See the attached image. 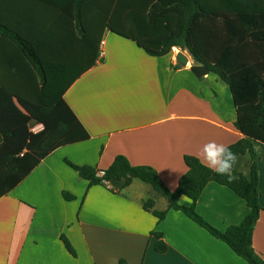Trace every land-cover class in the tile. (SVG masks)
<instances>
[{
    "label": "crops",
    "instance_id": "1",
    "mask_svg": "<svg viewBox=\"0 0 264 264\" xmlns=\"http://www.w3.org/2000/svg\"><path fill=\"white\" fill-rule=\"evenodd\" d=\"M58 7L52 0H0V53L16 46L8 26L23 27L22 35H30L43 51L69 50L70 44L59 40ZM30 14L33 21L26 26ZM100 51L95 66L63 96L90 138L52 152L0 199V264H119L121 260L127 264H248L183 212L171 209L160 220L146 211L143 203L150 198L159 211L168 206L150 185L135 179L125 188L122 182H111L112 190L90 186L65 163L68 159L105 170L116 156L124 155L132 165L154 168L167 188L175 191L187 171L185 155L199 158L200 148L211 140L229 146L243 138L235 126L229 86L212 73L197 77L188 51L174 47L168 55L153 57L110 30L103 35ZM179 51L189 59L186 66L177 62ZM8 64L0 55L2 78ZM43 128L38 124L31 131L36 134ZM255 147L264 207V145L255 143ZM249 166L248 157L239 156L234 175L247 176ZM64 192L73 198L66 199ZM182 197L180 205L192 204ZM196 211L225 232L239 225L250 209L232 189L211 181L197 200ZM154 233L168 239L166 252H157ZM62 235L71 242L75 256L66 249ZM252 244L264 260V211Z\"/></svg>",
    "mask_w": 264,
    "mask_h": 264
},
{
    "label": "trees",
    "instance_id": "2",
    "mask_svg": "<svg viewBox=\"0 0 264 264\" xmlns=\"http://www.w3.org/2000/svg\"><path fill=\"white\" fill-rule=\"evenodd\" d=\"M52 1L59 6L60 43L67 41L69 50L43 51L30 35H22L23 27H6V31L14 33L11 39L16 46L0 53L9 63L7 75L0 76V199L52 152L90 138L63 96L95 66L103 35L110 30L135 42L153 57L168 55L174 47L186 50L196 64L206 66L229 86L236 109L235 126L243 134L229 147L238 157H248L249 174H240L229 183L199 158L185 155L187 171L177 189L171 191L154 168L132 165L124 155L116 156L105 170L76 165L68 159H64L65 163L90 186L103 185L97 173L105 174L104 180L122 182L123 188L135 179L150 185L156 195L167 200L168 206L159 211L150 198L143 203L146 211L160 220L171 209L181 211L248 264H264L252 244L255 225L264 211L259 191L260 156L255 147V143L264 145V0ZM32 16H26V26L33 21ZM38 124L44 128L35 134L31 129ZM211 181L232 189L250 209L239 225L225 232L214 228L196 211V202ZM64 196L73 198L66 192ZM182 196H189L192 204L180 205ZM154 235L158 238L157 252H166L162 234ZM61 240L75 256L68 238L62 235ZM119 264L127 262L121 260Z\"/></svg>",
    "mask_w": 264,
    "mask_h": 264
},
{
    "label": "clouds",
    "instance_id": "3",
    "mask_svg": "<svg viewBox=\"0 0 264 264\" xmlns=\"http://www.w3.org/2000/svg\"><path fill=\"white\" fill-rule=\"evenodd\" d=\"M199 158L202 159L205 167L215 172L217 175L226 177L229 183L236 180L234 175V169L238 163V154L233 152L231 148L223 143H217L214 140L208 141L202 145L199 150ZM105 174L97 173V179L101 180V183L105 186H110V180H104ZM189 196L182 197V200L190 202ZM164 244H169L166 237H162Z\"/></svg>",
    "mask_w": 264,
    "mask_h": 264
},
{
    "label": "water",
    "instance_id": "4",
    "mask_svg": "<svg viewBox=\"0 0 264 264\" xmlns=\"http://www.w3.org/2000/svg\"><path fill=\"white\" fill-rule=\"evenodd\" d=\"M177 62L182 65V66H186L189 62V59L188 57L181 51L178 52L177 54ZM191 71L197 76V77H201V76H204V75H207L210 73L209 69L202 65V64H195V65H192L191 67Z\"/></svg>",
    "mask_w": 264,
    "mask_h": 264
},
{
    "label": "built area",
    "instance_id": "5",
    "mask_svg": "<svg viewBox=\"0 0 264 264\" xmlns=\"http://www.w3.org/2000/svg\"><path fill=\"white\" fill-rule=\"evenodd\" d=\"M106 187L109 188V189H111V190L114 189L111 184H110V186H106Z\"/></svg>",
    "mask_w": 264,
    "mask_h": 264
},
{
    "label": "rangeland",
    "instance_id": "6",
    "mask_svg": "<svg viewBox=\"0 0 264 264\" xmlns=\"http://www.w3.org/2000/svg\"><path fill=\"white\" fill-rule=\"evenodd\" d=\"M147 187H149V188H150V186H148V185H147Z\"/></svg>",
    "mask_w": 264,
    "mask_h": 264
}]
</instances>
